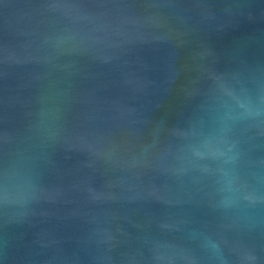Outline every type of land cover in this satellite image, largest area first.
Wrapping results in <instances>:
<instances>
[{
	"label": "water",
	"instance_id": "95a60500",
	"mask_svg": "<svg viewBox=\"0 0 264 264\" xmlns=\"http://www.w3.org/2000/svg\"><path fill=\"white\" fill-rule=\"evenodd\" d=\"M0 264H264V0H0Z\"/></svg>",
	"mask_w": 264,
	"mask_h": 264
}]
</instances>
